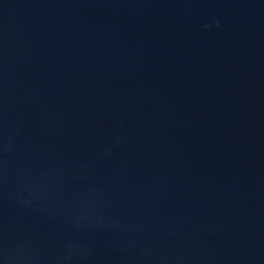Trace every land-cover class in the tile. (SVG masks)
<instances>
[{"label":"water","instance_id":"obj_1","mask_svg":"<svg viewBox=\"0 0 264 264\" xmlns=\"http://www.w3.org/2000/svg\"><path fill=\"white\" fill-rule=\"evenodd\" d=\"M0 264H264V0H0Z\"/></svg>","mask_w":264,"mask_h":264}]
</instances>
